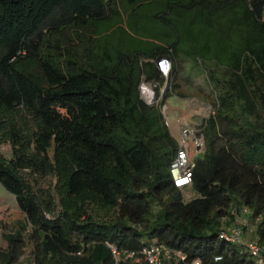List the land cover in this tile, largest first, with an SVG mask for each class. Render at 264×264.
<instances>
[{"label": "trees", "instance_id": "obj_1", "mask_svg": "<svg viewBox=\"0 0 264 264\" xmlns=\"http://www.w3.org/2000/svg\"><path fill=\"white\" fill-rule=\"evenodd\" d=\"M186 62L208 68L216 94L189 201L170 174L179 143L162 112L185 97L174 81ZM167 80L148 104L141 83ZM4 142L0 183L25 220L5 234L0 264L28 249L33 264H139L125 254L155 240L201 264H255L219 232L248 207L264 241V0H0ZM30 175L57 177L59 214ZM88 195L117 216L83 219Z\"/></svg>", "mask_w": 264, "mask_h": 264}, {"label": "rangeland", "instance_id": "obj_2", "mask_svg": "<svg viewBox=\"0 0 264 264\" xmlns=\"http://www.w3.org/2000/svg\"><path fill=\"white\" fill-rule=\"evenodd\" d=\"M24 66L30 67L28 61L24 62ZM172 67V66H171ZM169 75V74H168ZM166 76V78L168 77ZM208 68L198 67L192 62H186L182 67L179 69L178 77L174 81L175 83L179 84L180 91L185 95V97L189 98H181L176 94L170 95L166 99V108H165V115L168 116V121L171 124V128L174 129L175 125L177 126L178 123L176 122V117L179 115L180 112H185L186 109L189 108L190 104L192 103L191 107V114H194L196 118L202 117L205 114H208L213 111V107L210 105L216 98L215 92L212 91V85L209 83L208 79ZM147 82V81H143ZM153 82L151 81V84ZM172 81L167 80L164 84L160 86V93L164 90H168L171 86ZM157 91H155V98L156 100L160 101V98L157 97ZM201 114V115H200ZM166 118V117H165ZM201 121V120H200ZM194 122L193 124L189 125L190 128L186 129H193L198 126L200 123ZM178 131V129H176ZM175 133H177L174 130ZM178 135V134H177ZM179 136V137H178ZM178 140L180 139V135H178ZM191 139V136H188ZM194 159L202 158L204 153L203 150H195ZM0 152L6 157H11L12 148L11 144L8 142H4L0 144ZM30 180L33 181L35 185H39L41 187L40 193L42 198L47 202L51 201L55 204L54 211L56 214H59L62 206L61 202H68L67 196L61 192V194L55 188L58 184V179L55 175H51L45 178H32L30 175ZM183 198L185 201H189L198 196V193L191 187H184L181 189ZM63 200V201H62ZM96 198H92V196H85L83 199L78 201V206L80 208V212H83V219L86 217H93L95 219H100L101 217L105 220H110L113 217L117 216L118 213L114 210H106L104 208L98 207V203L96 202ZM69 210V209H67ZM235 219L239 222L242 221L244 218L247 219L246 224L243 225L245 238L248 240H256V230L259 221L256 218L247 215L246 217L238 212H234ZM24 214L22 213L21 209L18 206L16 198L13 194L5 189V187L0 183V253L7 249L8 241L5 237V234L17 231L20 229L21 222H23ZM232 221H225L224 226L232 225ZM20 264H33L31 262V256L29 249L22 256L20 259Z\"/></svg>", "mask_w": 264, "mask_h": 264}, {"label": "built area", "instance_id": "obj_3", "mask_svg": "<svg viewBox=\"0 0 264 264\" xmlns=\"http://www.w3.org/2000/svg\"><path fill=\"white\" fill-rule=\"evenodd\" d=\"M158 67L167 76L171 70V62L167 58H162L158 62ZM156 84H148L142 82L140 85L141 96L148 104L156 102ZM210 112L205 114L197 127L193 129H181V137L178 140L179 149L177 155L170 166V174L172 176L174 185L177 188H184L191 186L195 161L193 159L195 150H200L204 147V135L202 129L206 124V120ZM166 123H168V116H166ZM188 136H191L189 139ZM243 216L252 215V210L248 207H242L239 211ZM232 225L224 226L225 221H230L228 217L223 218V226L219 232V238L227 241L232 245L243 246L249 253L255 264H264V241L248 240L245 238L243 225L246 224L247 219L244 218L239 222L233 219ZM258 221V218H256ZM113 253L119 257L120 253L112 246ZM126 259H132L139 264H201L199 259L188 260V256L180 250L171 248L167 244L159 241H153L145 246L139 253L130 252L125 254ZM217 260L220 257L216 258Z\"/></svg>", "mask_w": 264, "mask_h": 264}, {"label": "crops", "instance_id": "obj_4", "mask_svg": "<svg viewBox=\"0 0 264 264\" xmlns=\"http://www.w3.org/2000/svg\"><path fill=\"white\" fill-rule=\"evenodd\" d=\"M152 84H156L157 85V87H156V90H157V88L159 87V84L157 82H153ZM181 98H189V97H181ZM166 106H167V104L165 102L164 109L166 108ZM191 107H192V103L190 104L189 108L186 109L185 112H180L179 113V115L176 117V122L178 123V125L177 126L175 125L174 129L171 128V124L168 121V126H169V129H170V132L172 133L174 138H176L177 140H178V137H179L178 135L181 136V129L190 128L189 125H191V124H193L194 122H197V121L199 122L201 120V117L199 119V117L196 118V116H194V114H191V111H192ZM176 129H178V131ZM174 130L177 133H175ZM194 156H195V153H194Z\"/></svg>", "mask_w": 264, "mask_h": 264}, {"label": "clouds", "instance_id": "obj_5", "mask_svg": "<svg viewBox=\"0 0 264 264\" xmlns=\"http://www.w3.org/2000/svg\"><path fill=\"white\" fill-rule=\"evenodd\" d=\"M165 76V75H164ZM166 77V76H165ZM146 83H150L151 84V82H146ZM164 93H165V90L162 92V94L164 95ZM156 103V102H155ZM162 112H163V114H164V117H166V115H165V109H164V106H163V108H162ZM165 120H166V118H165ZM167 125H168V123H167ZM179 143V142H178ZM203 149V148H202ZM202 149H200V150H202ZM193 152L195 153V151L193 150ZM193 159H194V157H193ZM194 161H195V159H194ZM179 189H182V188H179Z\"/></svg>", "mask_w": 264, "mask_h": 264}]
</instances>
